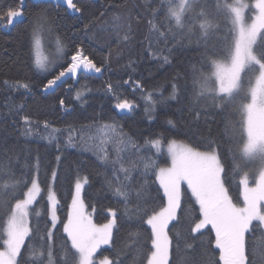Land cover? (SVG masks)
I'll return each instance as SVG.
<instances>
[{"label": "trees", "instance_id": "obj_1", "mask_svg": "<svg viewBox=\"0 0 264 264\" xmlns=\"http://www.w3.org/2000/svg\"><path fill=\"white\" fill-rule=\"evenodd\" d=\"M9 3L15 4L16 0H0V8ZM75 3L82 9L79 15H71L61 6L34 4L27 0L25 20L9 30L0 27V159L8 162L17 179L22 174L37 177L42 188L36 203L30 208L33 232L26 239L21 255L29 251L30 244L38 252L41 244L49 243L47 239L40 240L35 230L38 226L41 236L45 231H51L47 192L53 186L59 200V220L52 231L56 264H62L61 245L70 248L62 226L67 223L71 211L77 178L85 176L88 180L83 200L97 224L111 219L109 208L117 210L118 215L123 210V204L117 202L109 187V183L115 184L117 177L125 175L120 171L121 167L130 170V183L135 185L147 180V187L155 198L153 206L159 207L166 204V198L154 173L158 172L157 165L161 167L170 163L165 145L173 139L198 150H206L210 132L219 145L229 194L234 203L241 205L243 202L242 185L239 184L241 173L234 170L242 140L239 107L237 103L227 101L222 107H214L213 98L198 96L197 87L201 73H210V60L226 57V49L233 46L235 32L227 11L216 8L217 0H203L190 14L191 31L181 35L180 30L174 29V34H167L165 39L152 31L149 25V20L166 23L163 0H75ZM156 7L160 11L153 16L150 10ZM201 10L216 23L209 33L207 48L196 42L201 33L198 25ZM37 16L48 20L53 37L56 36L66 48V56L60 63L63 67L58 64L54 72L41 73L34 66L32 26ZM117 23L120 25L118 29ZM3 24L5 21L1 20L0 25ZM125 34L129 35L128 40H123ZM79 50L98 67L105 66L103 75H81L76 85L68 80L54 92L45 93L43 88L47 81L55 77L58 69L59 72L66 69L70 64L69 57ZM164 57H167V62ZM24 82L30 84V89L8 86ZM70 85L73 88L68 90ZM109 85L112 86L111 91ZM173 85L178 88L176 100L168 99ZM78 94L80 99H77ZM148 94H151L152 101L147 99ZM117 98L132 102L133 109L120 112L115 107ZM194 100L215 113L207 127L203 123L199 128L192 126L187 109ZM21 104L23 108L19 107ZM25 116L29 118L27 126L23 119ZM169 120L173 123L169 124ZM104 124H115L125 142L120 143L113 138L102 146L105 149L102 153L98 137ZM157 138L165 141L160 153H156L149 144ZM103 155L107 156L106 161L99 159ZM149 160L152 166L145 171L144 164ZM52 172H56L54 182L51 180ZM5 182V177L0 175V194L7 192L14 204L15 198L10 195L12 189L5 190ZM28 187L30 184L27 187L19 185L17 197L23 198L22 193ZM181 190V213L190 212L193 218L198 217L199 205L186 183L182 184ZM36 212L40 213L39 217ZM257 224L258 221L253 222V225ZM5 226L6 216L0 208V250H3L2 241L6 238ZM189 227L187 219H182L179 224L173 221L169 225L172 239L169 264H191V253L184 247L186 242H193ZM118 229V233L114 231V245L100 249L97 258L107 257L113 264H147L149 251L154 250L149 238L150 227L135 217H121ZM202 233L204 247L214 254L217 264H222L218 260L219 250L215 248L214 230L209 226ZM253 237L258 244L257 252H264V229L248 234L249 246ZM178 241L179 255L176 253ZM195 243L199 246L200 242ZM257 264H262L259 255Z\"/></svg>", "mask_w": 264, "mask_h": 264}, {"label": "snow or ice", "instance_id": "obj_2", "mask_svg": "<svg viewBox=\"0 0 264 264\" xmlns=\"http://www.w3.org/2000/svg\"><path fill=\"white\" fill-rule=\"evenodd\" d=\"M65 2L67 7L74 12L82 11L73 0H65ZM202 2L203 0H178L177 3L174 0H163L166 23H153L152 20H149L151 30L165 39L167 34H174V29L180 30L181 35L190 32V14ZM249 7L250 5L243 3L242 0H236L234 4L228 3V0H223V3L218 0L216 8L227 10L237 37L234 45L226 49L227 62L211 59L210 64L214 71L207 75L201 73L197 81L200 89L198 96L210 95L213 98V106L217 108L222 107L226 101L231 102L235 99V94L244 93L245 98L250 96V102L241 105L246 115L244 126L246 138L239 142V159L234 161V170L239 171L242 176L239 180V184L242 185V205L233 202L229 189L225 185V166L219 154L218 142L212 139L210 132L206 150H198L173 139L166 143V150L171 161L170 166L159 167L157 165L158 172L154 173L155 178L159 181V187L163 189L166 204L154 207L155 198L147 187V180L143 179L134 185L130 183L132 179L130 170L121 167L120 171L125 175L123 178L117 177V182L109 183V187L117 202L123 204V210L118 215L117 210L109 208L108 212L111 216L109 222L97 225L86 214L87 206L82 199V189L88 183L87 178L75 183L71 212L67 217V223L62 226L67 241H70V248L61 245L62 264H97L94 257L101 246L114 245V231L118 233V221L121 217L129 219L135 217L142 224L150 227L149 238L151 239V248L154 250L149 251L147 264H169L172 247L169 225L173 221L179 224L182 219H187L190 225L189 235L193 242H186L184 247L191 253V264H217L214 254L207 251L201 240L202 230L209 226L215 232V248L219 250V262L222 264H257V255H259L262 264H264V252H257L258 244L255 237H253L251 246L248 242V234L264 228V95L260 88V79L264 77V36L261 35L264 33V0H256L254 8L258 11L253 14L250 23L246 22L244 15L245 10ZM159 11V7L150 10L153 16ZM101 15L103 14L101 13ZM199 15L204 16L203 10L199 12ZM24 16V0H16L15 4L9 3L0 8V20L5 21V24L0 27L14 26L16 23L22 22ZM48 25V20L43 16H37L33 23L32 36L37 49L40 47V34L46 30ZM115 26L117 29L120 27L118 23ZM212 27V24L207 20L199 23L201 33L196 42L205 48L209 47V29ZM128 39L129 35L125 34L123 40ZM57 45L58 50H62L59 48V41H57ZM241 58H243L246 67L237 74L234 68ZM164 60L167 62V57H164ZM71 61L72 63L66 71H60L53 79L47 81V88H52L67 74L100 73L102 71V68L85 56L82 50L72 55ZM35 65L41 71L47 70V65L42 62L39 55L36 57ZM246 69L254 74V82L249 81L247 88L241 82V74ZM8 86L22 87L25 90L31 87L28 82ZM111 90L112 86L109 85V91ZM178 94L177 86L173 85L168 99L176 100ZM217 96L221 98L217 100ZM77 99H80L79 94ZM147 99L152 101L151 94L147 95ZM63 103L61 100L60 104L63 105ZM19 107L23 108L24 106L21 104ZM115 107L122 111H131L134 105L127 99L117 98ZM187 111L192 126L195 128H199L201 123L207 127L215 115L214 112L209 111L208 106L200 105L198 100H194ZM23 119L27 126L29 118L25 116ZM168 123L172 124L173 122L169 120ZM28 130L26 127V131ZM100 133L98 147L102 153L105 152L102 146L113 138L119 140L120 143L125 142L121 138L122 133L117 130L115 124H104ZM69 142L71 143V135ZM149 144L156 150V153H160L165 141L162 138H157L149 141ZM99 159L106 161L107 156H100ZM151 166L152 162L147 161L144 164L145 171ZM249 169L255 170L258 176L254 186L249 185ZM0 175L5 177L4 189H12L10 195L15 198L13 207V199L9 198V194L7 192L0 194V208L4 210L6 216V238L2 241L3 250L0 251V264H56L52 250L53 233L45 231L41 236L38 226L35 230L36 235L42 241L47 239L49 243L41 244L38 252L30 244L29 251L24 256L21 255L26 238L33 232L29 227V209L36 203L42 191L38 180L34 176L29 177L24 174L17 179L8 162L3 159H0ZM55 179L56 172H52L51 180L54 182ZM185 183L199 205V216L196 218H193L190 212L185 214L180 211L181 186ZM28 184L30 187L22 193L23 198L17 197V187L19 185L27 187ZM47 201L51 211V227L55 228L59 200L51 187L47 192ZM35 215L39 217L40 213L36 212ZM253 221H259V224L253 225ZM179 235L178 232L177 236L179 237ZM196 241L200 242L199 246L195 243ZM72 249L75 251L71 252ZM176 253L177 255L180 253L179 241L176 245ZM70 254L71 259H69ZM99 264H113V261L105 257L99 261Z\"/></svg>", "mask_w": 264, "mask_h": 264}, {"label": "rangeland", "instance_id": "obj_3", "mask_svg": "<svg viewBox=\"0 0 264 264\" xmlns=\"http://www.w3.org/2000/svg\"><path fill=\"white\" fill-rule=\"evenodd\" d=\"M176 2L178 3V0H176ZM218 2V0H217ZM219 2L223 3V0H219ZM243 3H246V4H249L250 7L248 9L245 10L244 12V15H245V19H246V22H251V18L253 16V14L255 12H257L258 10L254 8V4L256 2V0H242ZM228 3H236V0H228ZM55 6V5H54ZM227 11V10H226ZM199 16V15H198ZM197 19H195L196 21ZM205 20H207L208 22H210L212 24V28L209 29V33L211 30H213L215 27H216V23L215 21L209 17L206 13H204V16L199 18V23L201 22H204ZM194 21V20H193ZM194 21V22H195ZM198 23V25H199ZM234 32H235V35H234V41L237 37V32L236 30L234 29ZM57 41H59V48L62 49V50H58V45H57ZM234 41H233V45H234ZM37 55L40 56L42 62H44L46 65H47V70L46 71H41L40 69H38L35 65V60H36V57ZM32 56H33V61H34V66L35 68L41 72V73H50V72H54L55 69L59 66L58 64H60L65 56H66V48L62 45L61 41L53 35L51 33V30L49 28V25L48 27L46 28L45 31H43L41 34H40V47L39 49H37V47L35 46V41L33 39V36H32ZM216 60H219L221 62H227L226 60V57H223V58H220V59H216ZM70 62V61H69ZM61 65V64H60ZM211 66V64H210ZM61 68L63 67V64L60 66ZM246 67V65L244 64V60L243 58H241L239 61H237L236 65H235V68H234V71L239 74L240 72H242L244 70V68ZM58 72H55V75H58L59 74V69L57 70ZM214 71V68L211 66V70L210 72ZM242 76V84L245 86V88L248 87L249 85V81H252L254 82V74L249 72L247 69L241 74ZM215 80V78L213 77V81ZM197 87H198V92L200 91L199 89V84L197 83ZM218 87V85H217ZM260 88H261V93L262 95H264V77H261L260 79ZM205 95H208V94H205ZM210 96V95H209ZM218 100L221 98L219 96L216 97ZM247 102H250V96L245 98V95L244 93H238V94H235V99H233L231 102L229 103H237L238 107H239V110H240V114H241V117H242V125L240 127V132L242 134V139L246 138V132H245V122H246V115L241 107L242 104L244 103H247ZM179 142V141H178ZM186 144V143H185ZM165 151L167 152L166 150V145H165ZM168 154V153H167ZM169 156V155H168ZM170 158V157H169ZM171 163V161H170ZM170 163L168 165H163L161 167H169L170 166ZM37 180L38 178L35 177ZM83 178H85V176H79L77 178V181L78 180H82ZM242 178V176H241ZM258 179V176L256 175V172L255 170L253 169H249V185L250 186H254L255 185V182L256 180ZM159 182V181H158ZM86 185V184H85ZM84 185V187H85ZM84 187L82 189V199H83V191H84ZM52 189L53 186H51ZM163 190V189H162ZM18 192H16L17 194ZM74 195H75V189H74ZM18 196V194H17ZM74 197V196H73ZM38 199V198H37ZM243 203V202H242ZM34 205V204H33ZM32 205V206H33ZM242 205V204H241ZM31 206V207H32ZM13 207H14V204H13ZM30 207V208H31ZM49 210H50V205H49ZM30 211V209H29ZM71 212V211H70ZM86 214L89 215L91 217V219L93 220L94 223H96L94 221V218L92 216V213L90 211H88V209L86 208ZM56 215H57V222L55 224V227L57 226L58 224V220H59V217H58V213H57V209H56ZM50 220H51V223H52V218H51V211H50ZM109 222V221H108ZM106 222V223H108ZM254 222V221H253ZM259 222V221H258ZM97 224V223H96ZM104 224V223H103ZM97 225H100V224H97ZM29 227H30V220H29ZM5 229H6V226H5ZM55 228H52L51 227V232L54 231ZM264 229V228H263ZM6 233V232H5ZM27 239V238H26ZM26 241V240H25ZM105 247H108V245H104V246H101L100 249L102 248H105ZM99 249V250H100ZM99 250L97 251V253L99 252ZM2 251V250H0ZM97 253L95 254V257H94V260L97 262V264H99V261L101 259H98L97 258Z\"/></svg>", "mask_w": 264, "mask_h": 264}, {"label": "water", "instance_id": "obj_4", "mask_svg": "<svg viewBox=\"0 0 264 264\" xmlns=\"http://www.w3.org/2000/svg\"><path fill=\"white\" fill-rule=\"evenodd\" d=\"M30 2H32V3H34V4H39V3H45V4H53V5H55V6H61V7H63V8H65L66 10H67V12L69 13V14H71V15H79L80 13H81V11L80 12H74L72 9H69L68 7H67V4H66V2H65V0H29ZM26 2H27V0H24V5L26 6ZM73 2L75 3V0H73ZM25 18H26V15L24 16V18H23V20L22 21H24L25 20ZM0 23H1V20H0ZM20 23V22H19ZM16 24H18V23H16ZM15 24V25H16ZM14 25V26H15ZM14 26H9V27H7L8 28V30L10 29V28H13ZM76 54V53H75ZM83 54L85 55V53L83 52ZM74 55V54H73ZM86 56V55H85ZM71 57H72V55L69 57V61H70V64H69V66L71 65V63H72V61H71ZM88 57V56H87ZM89 58V57H88ZM68 66V67H69ZM102 68V71L100 72V73H95V72H88V73H83V72H81V73H77V74H67L66 76H64V77H62L59 81H57V83H56V85H54L52 88H47V84H46V86L43 88V91L45 92V93H50V92H54L59 86H61L63 83H65V82H67L69 79H71L72 80V83H73V85H76L77 83H78V81H79V78H80V76L81 75H88V76H97V77H101L102 75H103V72H104V70H105V66H103V67H101ZM67 69V68H66ZM66 69L65 70H63V71H66ZM73 88V86H68L67 87V89L68 90H70V89H72ZM120 112H126L127 110H120V109H118Z\"/></svg>", "mask_w": 264, "mask_h": 264}, {"label": "bare ground", "instance_id": "obj_5", "mask_svg": "<svg viewBox=\"0 0 264 264\" xmlns=\"http://www.w3.org/2000/svg\"><path fill=\"white\" fill-rule=\"evenodd\" d=\"M11 29V28H10ZM7 30H8V28H7Z\"/></svg>", "mask_w": 264, "mask_h": 264}, {"label": "flooded vegetation", "instance_id": "obj_6", "mask_svg": "<svg viewBox=\"0 0 264 264\" xmlns=\"http://www.w3.org/2000/svg\"><path fill=\"white\" fill-rule=\"evenodd\" d=\"M69 80H71V79H69Z\"/></svg>", "mask_w": 264, "mask_h": 264}]
</instances>
